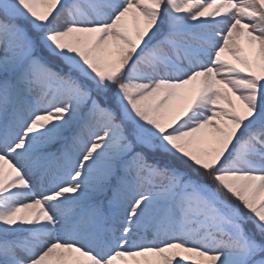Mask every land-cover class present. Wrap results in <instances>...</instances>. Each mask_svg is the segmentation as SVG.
I'll return each mask as SVG.
<instances>
[{
  "label": "snow or ice",
  "instance_id": "6c2138e0",
  "mask_svg": "<svg viewBox=\"0 0 264 264\" xmlns=\"http://www.w3.org/2000/svg\"><path fill=\"white\" fill-rule=\"evenodd\" d=\"M0 264H264V0H0Z\"/></svg>",
  "mask_w": 264,
  "mask_h": 264
}]
</instances>
